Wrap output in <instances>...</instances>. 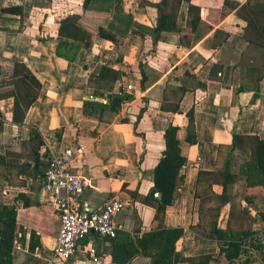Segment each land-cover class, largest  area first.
Instances as JSON below:
<instances>
[{"label": "crops", "instance_id": "crops-1", "mask_svg": "<svg viewBox=\"0 0 264 264\" xmlns=\"http://www.w3.org/2000/svg\"><path fill=\"white\" fill-rule=\"evenodd\" d=\"M160 1L91 0L87 9L85 0H3L1 4L2 9L21 8L23 14L2 16L0 82L6 79L4 72L18 63L36 77L41 89L25 122L18 125L13 121L10 87L0 88L4 94L0 99V152L10 147V152L13 149L29 160L36 135L43 141L37 154L44 163L62 149L77 151L82 147L84 151L75 154L72 171L86 183L88 213L102 210L113 200L124 204V210L114 219V239L92 233L80 240L70 261L58 264H152L139 243L155 254L158 245L151 236L176 229L185 231L176 244L181 259L218 255L216 241L198 238L191 229L200 222L198 187L209 182L207 173L224 170L232 155L234 164L243 162L244 158L237 157L240 152L233 149L235 136L264 140V68L258 65L257 73L250 68L253 61L245 55L249 50L244 39L247 22L233 8L249 0H193L202 7L206 21L213 13L219 22L215 29L220 33L216 38V31L212 32L190 48L177 45L178 34H163L154 45L159 13L152 5ZM188 7L185 2L181 6L180 28L186 26ZM225 11L228 15L222 20ZM74 15L81 17L89 33L104 27L121 37L123 45L95 35L90 39L81 35L84 40L60 36L61 21ZM226 35L227 41L216 48ZM63 42L77 49L68 52L72 60L57 55ZM105 68L120 74L115 84L99 81ZM143 73L147 80L142 89ZM128 86L133 89L124 94L135 100L117 114L109 113L112 122L85 118V103H107L111 93L118 94ZM184 87L187 92L178 111H162L166 92L171 100L168 105L174 106L170 92ZM143 109L146 111L138 121ZM190 123L196 134L194 144L189 140ZM170 126L178 128L179 148L186 162L173 204L161 219H156L155 209L146 202L160 198L155 188L156 169L167 149L165 134ZM7 175V169L0 166V204L16 207L20 236H26L25 244L18 243L14 264H47L61 229L52 195L43 189L41 179L20 176V180L9 182ZM152 191H156L154 197ZM214 192L220 195L223 189L214 186ZM21 194L27 196L26 201L19 198ZM246 196L245 188L236 186L232 202L247 207L255 219L254 231L264 232V221L258 214V210L264 211V190L262 197L248 200ZM26 202L31 206L25 207ZM229 210L230 205L222 210L219 229L228 228ZM33 233L39 246L30 253ZM93 248L95 258L90 253Z\"/></svg>", "mask_w": 264, "mask_h": 264}, {"label": "trees", "instance_id": "trees-1", "mask_svg": "<svg viewBox=\"0 0 264 264\" xmlns=\"http://www.w3.org/2000/svg\"><path fill=\"white\" fill-rule=\"evenodd\" d=\"M91 0H85L84 8L87 9ZM193 0H161L152 6L157 9L159 18L155 28L154 45L161 40L163 34H178V46L190 48L192 44H199L212 32L218 38L219 30L215 26L219 24L213 17V13L208 21L204 18L202 7L195 5ZM3 0H0V24L4 15H22L21 8H1ZM188 3V13L186 16L185 28L178 26V16L183 3ZM239 11L241 17L247 22L245 29V41L249 44V50L245 54L250 56L253 61V72H258L264 68V0H249L243 6L235 4L233 7ZM228 13L225 11L221 15L224 20ZM60 36L67 34L68 37L75 40L83 39L81 35H86L87 39L97 36L111 42L114 45L121 46L124 40L112 31L104 27H99L94 32L81 24V17L78 15L69 16L61 21L59 30ZM63 34V35H62ZM85 38V39H86ZM228 39V35L216 46L220 48ZM84 40V39H83ZM68 42L60 44L57 55L66 60L73 58L68 52L76 51ZM243 66V65H242ZM241 67V66H240ZM247 67V65L245 66ZM1 68V67H0ZM2 75L0 69V76ZM5 81L0 82V88L10 87L8 92L14 98L13 121L18 125L25 122L26 113L36 102L41 89L40 82L28 69L18 63L12 65L10 72H4ZM120 74L111 68H105L99 77L102 83L111 82L115 84L120 79ZM252 78V76H251ZM146 75L143 73L141 82L142 89L145 88ZM112 91V89H111ZM187 89L180 88L170 92V97L175 99L174 106H169V92H166L162 111L172 108L174 112L179 109V102L186 94ZM1 96L4 94L0 93ZM135 97L128 94H113L108 96L107 103L87 102L84 105V115L86 119L98 122H112L108 119V114H117L122 108L132 101ZM143 109L138 117L141 120L145 113ZM3 126L2 114L0 112V128ZM178 128L170 126L165 134L167 149L164 158L156 169L155 188L160 194L159 199H148L156 211V219L164 216L166 208L174 202V192L180 186L183 176L181 170L186 160L181 156L179 141L177 139ZM196 134L193 124L190 123L189 140L195 143ZM43 146V141L39 135L35 136L32 145V155L29 160L24 159L22 153L9 151L10 147L0 152V166L8 171L6 179L11 182L20 180V176H28L34 180L42 179L49 163H44L40 159L39 150ZM233 149L238 150V158H244L242 163H235L231 157L226 168L222 171H215L209 174V182L201 184L198 187L197 196L201 201L200 222L196 227H192L198 238L214 240L220 247L218 255H206L192 259H181L176 252L177 242L184 236V229L172 231L163 230L153 234L151 237L158 245L157 253H150L141 242L139 246L148 257H151L152 264H264V232H257L253 229L255 219L251 216L249 209L244 208L241 203H233L232 192L236 186L244 187L248 200L254 197H262L264 190V140L251 136H235L233 139ZM44 159L46 157L44 156ZM203 174V173H202ZM24 186L25 183L23 182ZM214 186H221L222 194L214 192ZM134 198H138V193H133ZM22 200H27L25 194L19 196ZM145 202V200H144ZM230 205L228 228L219 229L217 222L224 208ZM29 202L25 207H29ZM260 218L264 221V211L258 210ZM18 211L13 205L0 204V264H14L15 253L17 251L16 242L25 244V234L20 236V229L17 223ZM22 232V231H21ZM36 235L32 234L30 253H34L39 246L35 241Z\"/></svg>", "mask_w": 264, "mask_h": 264}, {"label": "built area", "instance_id": "built-area-1", "mask_svg": "<svg viewBox=\"0 0 264 264\" xmlns=\"http://www.w3.org/2000/svg\"><path fill=\"white\" fill-rule=\"evenodd\" d=\"M132 89V86H128L126 90L119 91L118 95ZM90 98L93 99V97ZM83 151L82 147L77 151L72 148L62 149L49 160V166L41 179L43 189L52 195V206L61 220L56 246L47 264L70 261L76 254L80 240L93 232L106 239H114L117 235L114 219L124 210V204L121 201L113 200L102 210L88 213L90 207L84 200L86 183L72 171L76 152ZM15 244L18 246V242ZM90 253L93 258L96 257L94 248Z\"/></svg>", "mask_w": 264, "mask_h": 264}, {"label": "water", "instance_id": "water-1", "mask_svg": "<svg viewBox=\"0 0 264 264\" xmlns=\"http://www.w3.org/2000/svg\"><path fill=\"white\" fill-rule=\"evenodd\" d=\"M156 194V191H152L151 196L154 197ZM94 233V232H93Z\"/></svg>", "mask_w": 264, "mask_h": 264}, {"label": "rangeland", "instance_id": "rangeland-1", "mask_svg": "<svg viewBox=\"0 0 264 264\" xmlns=\"http://www.w3.org/2000/svg\"><path fill=\"white\" fill-rule=\"evenodd\" d=\"M232 156H234V155H232ZM239 186V185H238ZM240 187V186H239Z\"/></svg>", "mask_w": 264, "mask_h": 264}]
</instances>
